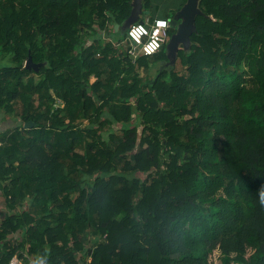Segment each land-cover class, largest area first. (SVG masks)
I'll return each instance as SVG.
<instances>
[{"label": "trees", "instance_id": "obj_1", "mask_svg": "<svg viewBox=\"0 0 264 264\" xmlns=\"http://www.w3.org/2000/svg\"><path fill=\"white\" fill-rule=\"evenodd\" d=\"M131 1L0 0V264H264V0H199L154 76Z\"/></svg>", "mask_w": 264, "mask_h": 264}, {"label": "water", "instance_id": "obj_2", "mask_svg": "<svg viewBox=\"0 0 264 264\" xmlns=\"http://www.w3.org/2000/svg\"><path fill=\"white\" fill-rule=\"evenodd\" d=\"M199 0H187L186 3L181 7L179 11L175 13V18L171 20V26L176 28L175 33L170 37L169 42L166 44L167 57L172 59L177 53L179 44L186 50L189 46V38L194 30V22L197 14L200 13L198 8ZM142 0H132L131 12L126 23L130 26L135 22L143 23V21H137V15L141 10ZM146 13H149L146 11ZM116 28L118 25L115 26ZM175 52V54H173ZM26 67L33 66L31 59H28ZM33 123L28 122L24 125L25 128L32 126Z\"/></svg>", "mask_w": 264, "mask_h": 264}, {"label": "built area", "instance_id": "obj_3", "mask_svg": "<svg viewBox=\"0 0 264 264\" xmlns=\"http://www.w3.org/2000/svg\"><path fill=\"white\" fill-rule=\"evenodd\" d=\"M160 20V24L156 21ZM135 27H143L146 29L145 33L140 34L139 41L137 42L135 37L129 35V33ZM171 27V21L169 19L156 18L154 20H147L143 23H134L129 26L124 44L127 45V54L134 61L137 58L144 56L150 57L155 55L169 38L168 31ZM159 29V31H156ZM152 39H155L158 47L152 52H149L147 48L144 49V45L150 43ZM9 264H23L17 257H13Z\"/></svg>", "mask_w": 264, "mask_h": 264}, {"label": "crops", "instance_id": "obj_4", "mask_svg": "<svg viewBox=\"0 0 264 264\" xmlns=\"http://www.w3.org/2000/svg\"><path fill=\"white\" fill-rule=\"evenodd\" d=\"M132 3V1H131ZM146 11H148L149 13H146ZM158 12H152L150 10H145L143 8V2H142V6H141V10L137 15V21H147L156 18L155 15H157ZM175 15V14H174ZM171 20V18H168ZM137 23V22H135ZM118 25V27L116 28L115 26ZM112 29H111V36L107 38L113 40V42H120V40L123 41V36H126L127 30L129 28V25L126 23V20L123 23H115L112 24ZM106 38V37H105ZM124 43V42H123ZM122 43V44H123ZM11 126H13L12 122L10 120H7L6 117H0V130L1 131H5L8 128H10ZM6 212V208H5V202H4V198L2 197L1 193H0V217H2Z\"/></svg>", "mask_w": 264, "mask_h": 264}, {"label": "rangeland", "instance_id": "obj_5", "mask_svg": "<svg viewBox=\"0 0 264 264\" xmlns=\"http://www.w3.org/2000/svg\"><path fill=\"white\" fill-rule=\"evenodd\" d=\"M165 7H166V5L163 4L161 6V8H160V12H162V10H164ZM170 16H171V19H174L175 18V16L172 15V14H170ZM169 39H170V37L168 38V40L166 41V43L169 42ZM179 50H184L182 48V45L181 44H179V46H178L177 53H178ZM177 53L176 54H175V52L173 53L175 55L172 56V59H169V62H167V63H159L157 65V67L152 70V72H151L150 75L151 76H154L156 70H158V69L159 70L160 69L163 70V69L168 68V67H172L176 72H178L180 74H185L186 73L185 72V67H182L181 66ZM140 74L143 75L144 74L143 71H140ZM132 117L134 118L135 116H132ZM139 176L142 177L141 174ZM217 256H218V254L217 253H214L213 258H212L213 259V264H218V257Z\"/></svg>", "mask_w": 264, "mask_h": 264}, {"label": "clouds", "instance_id": "obj_6", "mask_svg": "<svg viewBox=\"0 0 264 264\" xmlns=\"http://www.w3.org/2000/svg\"><path fill=\"white\" fill-rule=\"evenodd\" d=\"M157 24H160V20L156 21ZM146 29L143 27H135L129 35L132 37H135L136 41H139L140 34L145 33ZM156 31H159V29H156ZM158 47L157 42L155 39H152L150 43L144 45V49L147 48L149 52H152ZM264 202V201H262Z\"/></svg>", "mask_w": 264, "mask_h": 264}, {"label": "flooded vegetation", "instance_id": "obj_7", "mask_svg": "<svg viewBox=\"0 0 264 264\" xmlns=\"http://www.w3.org/2000/svg\"><path fill=\"white\" fill-rule=\"evenodd\" d=\"M169 20H170V19H169ZM171 20H172V19H171ZM171 20H170V21H171Z\"/></svg>", "mask_w": 264, "mask_h": 264}]
</instances>
